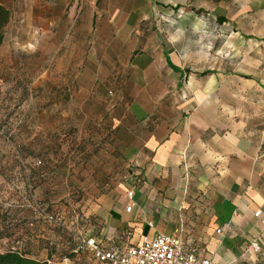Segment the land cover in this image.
Instances as JSON below:
<instances>
[{"label": "rangeland", "instance_id": "rangeland-1", "mask_svg": "<svg viewBox=\"0 0 264 264\" xmlns=\"http://www.w3.org/2000/svg\"><path fill=\"white\" fill-rule=\"evenodd\" d=\"M213 1L128 0L139 10L126 16L124 29L123 17L109 11L118 1L97 0L85 30V17L71 13L73 1L44 7L41 0H0L10 12L0 44V251L49 264L94 260L79 245L94 219L101 220L97 213H104L91 204L107 191L94 187L95 180L109 185L111 177L90 175L87 165L93 166L96 152L109 153L106 137L113 130L89 101L59 119L49 109L38 110L54 93L75 86L72 66L82 49L77 42L92 43L95 58L105 65L112 43L174 44L193 79L192 106L202 105L188 114L264 130V17L246 13L247 0ZM215 12L226 14L225 21L219 23ZM77 160L82 172L52 170Z\"/></svg>", "mask_w": 264, "mask_h": 264}, {"label": "crops", "instance_id": "crops-1", "mask_svg": "<svg viewBox=\"0 0 264 264\" xmlns=\"http://www.w3.org/2000/svg\"><path fill=\"white\" fill-rule=\"evenodd\" d=\"M41 1L45 7L63 0ZM70 1L72 15L84 16L88 30L97 0ZM117 1L110 15L123 17L119 24L125 29L126 16L139 8L128 0ZM247 1L246 13L264 17V0ZM135 42L112 43L107 65L101 58L97 61L92 43L77 42L82 49L72 66L75 86L64 87L38 108L42 113L49 109L59 119L66 110L81 111L89 101L103 113L104 127L113 130L106 137L112 144L105 149L109 153L96 152L93 166L87 165L90 175L109 176L111 182L95 180L94 187L107 191L91 204L104 213H97L101 220L94 219L96 225L82 237L79 249L92 254L83 246L86 237L111 248L166 235L177 237L185 251L216 264H264V130L242 127L232 119L211 121L188 114L202 105L192 106L195 91L188 86L193 79L177 46ZM78 161L52 170L82 172ZM43 166L47 172V162ZM128 190L134 192L135 205L126 213ZM253 242L259 251L251 248ZM92 264L100 263L94 259Z\"/></svg>", "mask_w": 264, "mask_h": 264}, {"label": "built area", "instance_id": "built-area-1", "mask_svg": "<svg viewBox=\"0 0 264 264\" xmlns=\"http://www.w3.org/2000/svg\"><path fill=\"white\" fill-rule=\"evenodd\" d=\"M133 196V190L126 194L128 200L125 206L126 213L135 205ZM254 216L259 217L260 212L254 213ZM261 224L264 226V219L261 220ZM216 232L219 233L220 230ZM82 243L100 264H216L210 258H201L193 252L185 251L175 236L158 235L133 245L111 248H105L94 237H86ZM250 246L254 251H259L257 242Z\"/></svg>", "mask_w": 264, "mask_h": 264}, {"label": "trees", "instance_id": "trees-1", "mask_svg": "<svg viewBox=\"0 0 264 264\" xmlns=\"http://www.w3.org/2000/svg\"><path fill=\"white\" fill-rule=\"evenodd\" d=\"M10 19L9 10L0 3V44L3 38V29ZM219 23L225 21L224 18H218ZM0 264H49L48 261H40L31 257H26L17 251L7 250L0 252Z\"/></svg>", "mask_w": 264, "mask_h": 264}]
</instances>
